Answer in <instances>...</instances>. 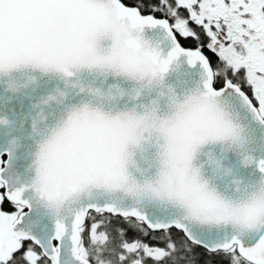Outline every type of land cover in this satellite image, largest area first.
Instances as JSON below:
<instances>
[{
    "label": "snow or ice",
    "instance_id": "1",
    "mask_svg": "<svg viewBox=\"0 0 264 264\" xmlns=\"http://www.w3.org/2000/svg\"><path fill=\"white\" fill-rule=\"evenodd\" d=\"M0 264H264V0H0Z\"/></svg>",
    "mask_w": 264,
    "mask_h": 264
}]
</instances>
